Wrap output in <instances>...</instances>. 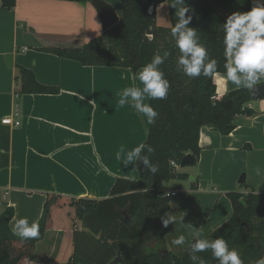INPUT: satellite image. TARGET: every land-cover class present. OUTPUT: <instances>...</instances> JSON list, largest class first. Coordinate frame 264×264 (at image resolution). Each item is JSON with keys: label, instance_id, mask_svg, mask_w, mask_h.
Masks as SVG:
<instances>
[{"label": "crops", "instance_id": "1", "mask_svg": "<svg viewBox=\"0 0 264 264\" xmlns=\"http://www.w3.org/2000/svg\"><path fill=\"white\" fill-rule=\"evenodd\" d=\"M103 1L114 9L120 7V0ZM165 7L161 4L157 11ZM115 11L120 16V10ZM102 33L91 2L16 0L14 10L8 11L0 0V122L10 118L20 123L10 128L9 166L1 168L0 163V215L8 208L14 210L11 231L22 217L39 224L48 196L62 198L52 210L45 239L22 264H67L74 252V232L82 229L70 202L109 199L117 179L138 180L136 163L124 167L116 159L121 144L131 150L148 135L144 117L130 106L117 107V93L142 87L136 74L85 67L43 51L80 49ZM6 55H13L12 68L5 63ZM19 67L32 70L39 83L59 88L60 94L18 99ZM215 79L216 101L244 89ZM248 105L254 115L235 117V130L229 136L202 128L200 158L190 167V182L184 189L165 184V189L177 193L170 204L176 222L168 226L164 243L168 251L182 255L195 240L194 228L208 238L223 226L233 214L228 194H247L251 188L259 192L264 184V175L254 172L257 167L264 169V98ZM243 175L245 188L239 184ZM181 234L185 244L173 245Z\"/></svg>", "mask_w": 264, "mask_h": 264}, {"label": "trees", "instance_id": "2", "mask_svg": "<svg viewBox=\"0 0 264 264\" xmlns=\"http://www.w3.org/2000/svg\"><path fill=\"white\" fill-rule=\"evenodd\" d=\"M86 5L90 0H60ZM252 0H185L192 17L189 27L198 31L199 39L210 50L211 57L218 60V72L224 73V32L222 25L233 12L250 11ZM2 7L13 11L16 0H1ZM172 0H120V22L102 33L80 49H44L61 59L76 61L85 67L119 68L136 74L153 55L169 52V58L160 65L170 83L168 96L151 99L150 105L159 113L154 124L149 125L144 143L155 152L151 161L158 164L159 171L152 174L142 164L136 163L138 180L119 178L111 190V198L97 201L72 200L75 218L82 229L73 237L74 252L67 264H110L121 257L124 264H192L189 246L182 255H176L165 247L168 226L161 217L170 211L172 196H163L158 190L162 183L172 179L187 178L171 166L180 165L192 155L195 166L200 158V132L208 127L229 136L234 130L237 116L252 117L248 108L251 103L249 89L230 93L224 100L216 101L215 76L189 78L177 69L179 49L171 36L177 22ZM153 4H166L170 19L169 27L157 24V11L148 14ZM223 11L225 16L220 12ZM153 36L149 40L148 36ZM20 77L17 98L24 95H58L60 89L38 82L30 69L19 67ZM18 99L16 103L18 102ZM232 100L234 107L227 111L223 103ZM18 104V103H17ZM10 128L0 122L1 168L9 166ZM247 187L246 184L242 188ZM232 204V217L215 230L208 239L223 237L230 248L237 249L245 264H255L264 257V193L251 188L247 194H228ZM62 198L49 195L39 222L40 235L22 240L10 229L13 209L0 215V264H22L30 258L42 242L51 225L52 210L60 206ZM156 241L152 247L150 242ZM194 242V241H193ZM167 251V253H165ZM209 262L218 264L211 251L199 253Z\"/></svg>", "mask_w": 264, "mask_h": 264}, {"label": "clouds", "instance_id": "3", "mask_svg": "<svg viewBox=\"0 0 264 264\" xmlns=\"http://www.w3.org/2000/svg\"><path fill=\"white\" fill-rule=\"evenodd\" d=\"M170 6L175 9L177 22L171 29V36L179 49L177 69L189 78L200 76H218L221 81L231 82L238 88L256 89L264 80V0H253V6L247 12H233L222 25L224 32V73H219L218 60L211 57L210 50L202 43L198 31L189 27L192 17L187 15L190 8L185 0H172ZM170 53L165 51L153 55L147 63L136 73V79L141 86H130L117 93V107L130 106L137 114L144 117L146 123L154 124L159 113L146 100H163L168 96L170 83L161 70L162 65ZM155 149L146 143H140L127 150L121 144L116 152V159L122 160L124 167L135 163L142 164L152 174L159 171V166L151 161ZM257 176L264 175V169H254ZM183 217H181V220ZM164 227L176 222V216L166 212L161 217ZM13 233L22 240L34 239L40 235V226L37 222H29L27 217L16 219ZM194 242L189 244V257L192 264H209L199 253L211 251L218 264H245L241 253L230 248L229 243L218 237L214 240L204 237V234L195 229L192 233ZM186 242L184 235L172 240L175 246H183ZM255 264H264L261 257Z\"/></svg>", "mask_w": 264, "mask_h": 264}, {"label": "water", "instance_id": "4", "mask_svg": "<svg viewBox=\"0 0 264 264\" xmlns=\"http://www.w3.org/2000/svg\"><path fill=\"white\" fill-rule=\"evenodd\" d=\"M91 5L96 10L98 17L102 23V31L103 33L111 30L113 27L118 25L120 22V16L117 14L115 9L104 2L103 0H90ZM5 63L9 68L13 67V55H6L5 56ZM250 98L252 102H257L264 98V85L256 86V89L249 90ZM223 107L230 111L234 107V102L232 100L226 101L223 103ZM194 163V159L192 155H187L182 161L180 166L181 167H189L192 166ZM240 185L245 184V176L243 175L239 181ZM260 193H264V184L259 189ZM167 253V251H165ZM110 264H124L121 257L115 258Z\"/></svg>", "mask_w": 264, "mask_h": 264}, {"label": "rangeland", "instance_id": "5", "mask_svg": "<svg viewBox=\"0 0 264 264\" xmlns=\"http://www.w3.org/2000/svg\"><path fill=\"white\" fill-rule=\"evenodd\" d=\"M115 10H120V7L118 9H115ZM224 16H225V13L221 10L220 11ZM156 18H157V24L158 26L160 27H169L170 26V19H169V16H168V9L167 7H165L163 10H159L157 11V15H156ZM190 167H181L180 166V169H181V174L182 175H187L188 173H190ZM189 180H187V178H177V179H172L171 181L168 182V187L169 188H179V189H184L188 184H189Z\"/></svg>", "mask_w": 264, "mask_h": 264}, {"label": "built area", "instance_id": "6", "mask_svg": "<svg viewBox=\"0 0 264 264\" xmlns=\"http://www.w3.org/2000/svg\"><path fill=\"white\" fill-rule=\"evenodd\" d=\"M161 5H155L153 4L152 6H150V8L148 9V14L149 15H154V13L160 8ZM148 39L149 40H153V36H148ZM248 108L251 109L252 106L251 105H248ZM15 117H18V115H16ZM1 124L4 125V126H7L9 128H18L20 126V123L19 122H16L14 121L13 119H10V118H7V119H3L1 121ZM171 166L173 167V169L175 171L178 172L179 168H180V165L176 164L175 162H172L171 163ZM165 184L166 183H162L160 186H159V192L163 195V196H172V197H175L176 196V192H169L167 189H165Z\"/></svg>", "mask_w": 264, "mask_h": 264}]
</instances>
